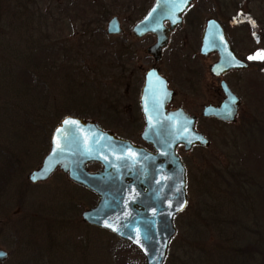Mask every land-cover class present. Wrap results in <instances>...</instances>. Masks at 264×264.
I'll return each mask as SVG.
<instances>
[{
    "label": "rangeland",
    "instance_id": "obj_1",
    "mask_svg": "<svg viewBox=\"0 0 264 264\" xmlns=\"http://www.w3.org/2000/svg\"><path fill=\"white\" fill-rule=\"evenodd\" d=\"M151 1L93 0V8L85 4L78 12L74 7L64 12L56 0H27L26 3L23 0H0L3 3L0 14L9 17L8 21L13 20L7 36V43L11 44L4 48L3 39H0V151L4 156L3 159L0 157V163H4V158L9 155L16 159L10 161L8 158L12 164L6 171L10 174L5 182L0 180V185L4 184L0 189V249L6 252L0 264H114V261L116 264V253L129 261L128 264H145L132 245L81 220V211L96 201L93 193L70 182L59 170L36 183L28 182L26 174L40 163L48 149L53 127L66 114L92 119L103 129L145 146L138 136L142 118L136 104L141 76L152 62L144 51L152 38L148 35L133 37L130 27L141 18ZM20 2L23 3L21 7L17 6ZM60 2L63 6L67 0ZM197 7L205 17H215L230 29V19L237 17L240 26H235L233 33L229 29L230 38L235 35L240 41L236 50L249 51L251 60L264 57V0H192L190 11ZM33 11L35 13L29 19ZM112 15L117 16L122 27L119 35L105 32L106 21ZM90 17L99 19L100 31L86 33L83 30V23ZM93 28L90 25V29ZM251 31L261 33L258 44L252 41ZM44 45L59 49L56 56L45 54L49 61L52 60L53 67L49 71L41 66L32 70L37 85L26 90V94H19L25 88L19 90L15 86L20 85V80L17 79L16 83L14 72L24 79L25 75L18 69H23L26 57L12 50L18 49L21 53L27 47L28 54L34 53V47L39 46L42 54ZM197 48V42L181 47L169 42L157 65L173 81L176 94L172 106L187 100L188 112L199 114L205 103V89L202 87L208 75L206 65L214 57L201 60ZM60 50L64 55L59 54ZM186 57L190 67H196L197 63L203 67L198 76L195 73L197 78H192L195 80L193 89L187 88L184 82ZM39 58L43 62V55ZM260 59L253 62V65L258 63L250 72V98L245 99L242 91L244 101L235 120L223 123L201 118L196 128L206 136L209 145L204 149L195 146L188 151L181 147L176 149L185 168L187 204L173 219L175 234L169 242L163 264H201L195 259L193 250L197 239L183 232L184 221L192 217L197 220L193 212L203 204L198 195L202 172L212 166L221 167V164H235L237 161L244 170H249L255 182L251 181V186L256 184L264 188V73L260 69L264 58ZM70 60H75L73 64L77 69L85 70L86 79L61 78L59 70L54 67L59 65L66 69ZM40 79L48 82L44 84L47 89L43 88L46 90L43 97ZM127 82L130 83L128 90L124 85ZM80 83L83 85L77 87ZM72 84L74 89L70 88ZM75 97H81L80 102L76 99L72 103ZM96 168V165L88 166L89 170ZM210 231L200 246L203 251L211 252L217 247L219 230L213 228ZM255 237L251 233L249 241Z\"/></svg>",
    "mask_w": 264,
    "mask_h": 264
},
{
    "label": "water",
    "instance_id": "obj_2",
    "mask_svg": "<svg viewBox=\"0 0 264 264\" xmlns=\"http://www.w3.org/2000/svg\"><path fill=\"white\" fill-rule=\"evenodd\" d=\"M191 0H155L136 21L131 31L141 37L153 33L156 41L146 52L157 60L166 43L161 21L170 27L180 23V13ZM118 18L112 15L105 24L106 34L120 33ZM254 42L258 35L252 33ZM199 52H214L217 59L209 66L212 74L232 68H244L228 47L216 20H206ZM223 101L206 105L201 115L231 122L235 119L239 99L223 81ZM173 91L154 68L144 73L138 104L143 119L139 138L151 150L103 129L96 121L66 114L53 127L48 149L40 163L26 179L30 183L46 180L55 170L64 173L72 183L96 196L95 203L82 210L80 218L90 226L104 229L138 250L145 264H163L168 245L175 234L174 217L187 204L185 168L176 152L181 146L207 147L209 140L195 128V118L183 109L167 110ZM97 165L95 170L88 166ZM46 174L41 175L42 170ZM35 177V178H34ZM6 252L0 249V260Z\"/></svg>",
    "mask_w": 264,
    "mask_h": 264
},
{
    "label": "trees",
    "instance_id": "obj_3",
    "mask_svg": "<svg viewBox=\"0 0 264 264\" xmlns=\"http://www.w3.org/2000/svg\"><path fill=\"white\" fill-rule=\"evenodd\" d=\"M26 1L27 0H23V3H26ZM63 1L65 2V0ZM56 2L62 9H64V12L69 11L70 7H74L76 12H78L83 6H85V4L89 7H94L93 0H67L66 4H63V6L61 5L60 0L59 2L56 0ZM23 3L20 2L17 6L21 7V4ZM2 4L3 3L0 2V6ZM34 13V11L30 13L29 19ZM92 14H95V12H92ZM4 16L5 15L0 14V28L2 32L0 39H3L1 44L6 48V45L9 44L7 43L8 30L13 20L8 21L10 18ZM101 18H104V14ZM90 25L94 28L90 29ZM100 26L99 19L97 20L90 17L85 23H83V30L86 33L100 31ZM87 29L90 30L87 31ZM54 47L55 46L53 45H44L42 48V54H40L41 48L39 46L34 47L36 48L34 53L28 52V54L27 47L23 49L21 53L18 49L12 50V52L16 53L17 51L20 56L26 57L23 69H18L25 75L24 79L23 76L20 78L14 72L16 83L18 81L17 79L20 80V85L16 84L15 86H18L19 90L21 87L25 88L24 91L21 89L19 94L24 95L26 94V90L32 88L33 85H37L36 76L33 74L34 69L36 70L41 66L45 71H49L48 69L53 67H51V65H53L52 60L49 61V56L45 54L49 53L52 56L58 55L56 53L59 49L56 48V50ZM28 50L31 51V46L28 47ZM60 53L64 55L61 50L59 51V54ZM40 55H43L44 57L43 62H40ZM74 61L75 60H70L69 66L66 68L67 70L64 67H59V65L54 68L59 70L60 73L58 72V74H60L61 78L65 80H68V78L72 81L78 78L86 79L87 73L83 72L85 70H82L79 67L77 69L73 64ZM6 71L10 73L8 68ZM40 78L45 77L41 76ZM45 83L48 82L41 80L42 87H40V89L42 97L46 96V90L43 89H47V85H45L46 87L44 86ZM82 85V83L77 84V87ZM70 88L74 89L75 85ZM73 99L74 101H71L72 103H75L76 99H79L80 102L81 97H75ZM1 155L2 151H0V157H2ZM3 157L1 159H3ZM8 158L10 161L15 159L13 155H9L7 159L4 158V163H0V180L2 183L8 179L7 177L10 174L9 171H6V169H9L12 164V162H8ZM251 177L249 170H244V166L240 163L238 164L237 161H235V164H221V167L212 166V168L200 174L198 195L199 199H201L200 203L203 202V204L198 205V208L195 209L196 212H193L195 215L194 217L198 218L197 220L192 217L191 219L184 221L185 231L183 232L187 236L192 234L193 237L197 239V242H194L193 248L197 262L201 264H210L211 262H215V264H264V188L256 184L251 186ZM3 185H0V189ZM255 185L257 187H254ZM259 194H261V198L259 197ZM213 228L219 230L217 233L219 236V241H217L216 245L217 247L216 249L211 250V252L207 250L203 251V247L200 249V246H203L202 243H204L205 237L210 234V230ZM251 233H254L256 237L249 241ZM202 235L204 236L202 237ZM200 237L202 238L200 239ZM131 248L136 252L134 247L131 246ZM114 256L116 264L130 263L129 261L124 260V257L119 253L114 254ZM113 263L115 264V261Z\"/></svg>",
    "mask_w": 264,
    "mask_h": 264
},
{
    "label": "flooded vegetation",
    "instance_id": "obj_4",
    "mask_svg": "<svg viewBox=\"0 0 264 264\" xmlns=\"http://www.w3.org/2000/svg\"><path fill=\"white\" fill-rule=\"evenodd\" d=\"M154 1L155 0L151 1V4H150L149 8H151V6L154 4ZM191 2H192V0H191ZM191 2H190V4H191ZM190 4L186 7V9L182 13H180V15H179L180 16V23L179 24L177 23L173 27H170V24H169L168 20H162L161 21L162 27H164V32H165V35H166V43L161 48L160 55H159L157 60H154L152 58V56L146 52V47H145L144 51L146 52V54H148L150 56V58L152 60V62L149 65L148 68H151V67L154 68L158 72V74L165 79L167 88L173 91V95H172V98H171L170 102L165 105V108L167 110H173V109H176V108H181L187 114L193 115L194 118H195V128H196L197 121L199 119H201V118L202 119L203 118L204 119H209V120H212V121H219V122H223V123H231L233 121L225 122V121H221V120L216 119V118L211 117V116L210 117L202 116L201 115V110L206 105L217 106L223 101L224 93H223L222 88L220 86V82L223 81L225 83V85L229 88V90L236 97H238V99H239V104H238L237 112H236V115H235V118H236V116L238 115V111L241 108V105L243 104V101H244V98H243V95H242L243 92L245 94V99L246 98H250V93L251 92L249 91V83H248L249 82V76H250V72L252 71L254 65H256L258 63V62H256V64L253 65V62L260 61L262 59L258 58V59L251 60L249 58V53L250 52L247 51V50H245L244 52H238L236 50L235 46H237V44H239L240 41L235 38V35H234V37L232 39L230 38V36H229V34H230L229 29L230 28L227 25H226V27H225L224 24L222 25V23L218 19H216L215 17H210V16L209 17H205L204 14H202V12H201L199 7H197V9L195 11H192V10L190 11ZM147 10L144 12V14L147 12ZM209 18H212V19L216 20L217 23L220 25V27L222 29V32H223V36H224V38L227 41L229 49L231 50V52L233 53V55H234V57L236 59L240 60L241 62H243L245 64L244 68H232V69H228L227 71H225L223 73L216 74V75L212 74L210 72L209 66L212 63H214L216 61V59H217L216 53L208 52L206 54H201L199 52L201 35H202L203 29L205 27L206 20L209 19ZM240 19L241 18L239 17L238 21H240ZM236 21H237V17H233V18L230 19V23H231V26H232L231 27L232 30L231 29L230 30L232 31V33H233V29L237 28L235 26H238V25L240 26V24H241V23H237ZM119 25H120V22H119ZM131 27H130V33H131V35L133 37H136V36L133 35V33L131 31ZM120 28H121L120 33H118L117 35L122 33L121 25H120ZM253 32H255V31H251L250 32V37H251L252 41L254 42L253 37H252V33ZM256 33L258 35V39H257V42H254V43L258 44L259 41H260L261 33H259V32H256ZM145 35H148V36H150L152 38V42L149 45H151L152 43H154L156 41L155 34L148 32V33H145L144 35H142L141 37H144ZM136 38H140V37H136ZM228 39H231V40H228ZM169 42H174L175 45L179 46V47L186 46L187 43L192 45V42H197L198 43L197 52H198V56H200L201 60L205 59V58L209 59V58L214 57L206 65L208 75H207V78L205 79V81L203 83L204 85L202 87L203 89H205V92H204L205 93V103L201 105V107L199 109V114L188 112L187 100L183 101V103H181V105L178 104V105L172 106V104H171L172 101H173V98H174V96L176 94L175 90L172 88L173 87L172 86L173 85V81L170 78V76H167L164 73H162L160 71L159 66L157 65V63L160 62V60L162 59L163 51L168 46ZM185 63H186V65L184 67V71L185 72L183 71L184 74H185L184 82L186 81L187 88H192L193 89L192 86H193V82L195 80L192 81V78H197V76L199 75L198 72L200 71V69L203 70V67L199 63L196 64V67H194V66L190 67L189 66L190 63L188 62V57H186ZM260 69L264 73V61H263L262 65H261ZM146 70L143 72V74L141 76V84H140V87H139V90H138V96H139V91H140V88H141V85H142V82H143L144 73L146 72ZM195 73H198L197 76H196ZM124 85L127 87V90H128V86H130V83L127 82ZM136 108H137V111L140 114L138 98H137ZM140 116H141V114H140ZM141 118H142V116H141ZM142 123H143V119H142ZM138 136H139V134H138ZM145 146H146L145 147L146 149L151 150V147L149 145H145ZM178 147H180V146H178Z\"/></svg>",
    "mask_w": 264,
    "mask_h": 264
},
{
    "label": "snow or ice",
    "instance_id": "obj_5",
    "mask_svg": "<svg viewBox=\"0 0 264 264\" xmlns=\"http://www.w3.org/2000/svg\"><path fill=\"white\" fill-rule=\"evenodd\" d=\"M260 58H264V57H260ZM250 59H252V57H250ZM46 172H47V169L42 170L41 175L46 174Z\"/></svg>",
    "mask_w": 264,
    "mask_h": 264
}]
</instances>
